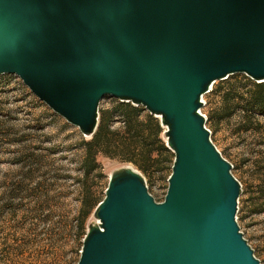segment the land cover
I'll use <instances>...</instances> for the list:
<instances>
[{
  "label": "water",
  "instance_id": "1",
  "mask_svg": "<svg viewBox=\"0 0 264 264\" xmlns=\"http://www.w3.org/2000/svg\"><path fill=\"white\" fill-rule=\"evenodd\" d=\"M94 135L106 95L145 106L175 153L163 201L112 171L77 264H261L241 183L200 111L216 80L264 82V0H0V74Z\"/></svg>",
  "mask_w": 264,
  "mask_h": 264
},
{
  "label": "rangeland",
  "instance_id": "2",
  "mask_svg": "<svg viewBox=\"0 0 264 264\" xmlns=\"http://www.w3.org/2000/svg\"><path fill=\"white\" fill-rule=\"evenodd\" d=\"M259 83L264 82L245 73L216 80L203 95L200 111L213 143L241 183L237 222L264 264V113L252 109ZM122 105L141 109L140 120L157 119L167 143L159 117L112 95L100 101L98 127L111 111L110 128H120ZM224 113L230 115L218 120ZM92 137L50 108L18 75L0 74V264H77L110 175L123 165L137 168L149 192L164 200L173 150L168 148L163 170L148 174L133 161L102 154L94 158L88 150Z\"/></svg>",
  "mask_w": 264,
  "mask_h": 264
},
{
  "label": "trees",
  "instance_id": "3",
  "mask_svg": "<svg viewBox=\"0 0 264 264\" xmlns=\"http://www.w3.org/2000/svg\"><path fill=\"white\" fill-rule=\"evenodd\" d=\"M256 87L252 109L257 113H264V83H259ZM229 101L230 99H225L226 111L230 110ZM140 110L130 105H122L119 111L122 124L116 129L110 128L113 112H106L89 142V154L94 158L102 154L111 159L133 161L143 173L163 170L168 147L160 136V122L150 115L146 120H140ZM229 115L230 113H224L217 119H224Z\"/></svg>",
  "mask_w": 264,
  "mask_h": 264
}]
</instances>
